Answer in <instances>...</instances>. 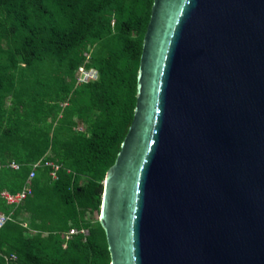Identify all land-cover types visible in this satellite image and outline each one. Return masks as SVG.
Listing matches in <instances>:
<instances>
[{"label":"water","instance_id":"95a60500","mask_svg":"<svg viewBox=\"0 0 264 264\" xmlns=\"http://www.w3.org/2000/svg\"><path fill=\"white\" fill-rule=\"evenodd\" d=\"M135 98L110 264H264V0H153Z\"/></svg>","mask_w":264,"mask_h":264},{"label":"trees","instance_id":"16d2710c","mask_svg":"<svg viewBox=\"0 0 264 264\" xmlns=\"http://www.w3.org/2000/svg\"><path fill=\"white\" fill-rule=\"evenodd\" d=\"M152 3L0 0V193L20 191L38 160L60 166L56 181L37 170L19 206L0 198V212H13L0 229V264H110L98 220L85 217L99 214L105 173L133 119ZM81 65L98 79L75 86ZM22 212L30 217L25 227ZM11 254L16 259L6 262Z\"/></svg>","mask_w":264,"mask_h":264},{"label":"built area","instance_id":"2783aa9c","mask_svg":"<svg viewBox=\"0 0 264 264\" xmlns=\"http://www.w3.org/2000/svg\"><path fill=\"white\" fill-rule=\"evenodd\" d=\"M75 86L87 84L89 82H94L98 79V73L94 68H86L84 65H81L77 68L75 74ZM82 130V129H79ZM2 165L0 164V168ZM7 167L17 170L19 168L18 164L14 162L8 163ZM47 169L48 175L52 181L58 179L57 173L60 170V166L50 160H38L30 165V171L27 178V183L22 187V189L14 194L7 191L0 193V198L5 202L7 206L13 208L19 206L27 197L32 194V188L29 185V182L35 177L37 170ZM69 172V171H67ZM13 212L11 211L8 214L0 212V229L7 223L12 221ZM76 230H70L68 233L64 234L65 240H68L73 234H76ZM83 234V231H81ZM87 234V232H86ZM84 234V235H86ZM6 262L14 261L16 259L15 255L11 254L8 257H4Z\"/></svg>","mask_w":264,"mask_h":264},{"label":"rangeland","instance_id":"374dc122","mask_svg":"<svg viewBox=\"0 0 264 264\" xmlns=\"http://www.w3.org/2000/svg\"><path fill=\"white\" fill-rule=\"evenodd\" d=\"M2 48L3 49L6 48L5 43H2ZM95 49H96V45L95 44H93L92 46H88V48L86 49L87 53H85V57H88V54H91L92 52H94ZM83 183H85V179L84 178L81 179V184H83ZM96 219L98 220V213H95V212L92 213V214L89 213L85 217V220H87V221L89 220V222H91V224H94ZM18 220H19V222L22 223V226L25 227V226H27L29 224L30 217H29V215L27 213L22 212V213L19 214ZM32 234H34L32 231H26L25 232V236H27V237L31 236ZM83 234H86L85 230L83 231Z\"/></svg>","mask_w":264,"mask_h":264},{"label":"crops","instance_id":"0c3cea01","mask_svg":"<svg viewBox=\"0 0 264 264\" xmlns=\"http://www.w3.org/2000/svg\"><path fill=\"white\" fill-rule=\"evenodd\" d=\"M19 218V217H18Z\"/></svg>","mask_w":264,"mask_h":264}]
</instances>
